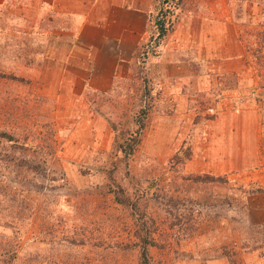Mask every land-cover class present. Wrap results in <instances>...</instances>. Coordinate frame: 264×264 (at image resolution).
I'll return each mask as SVG.
<instances>
[{
    "label": "rangeland",
    "instance_id": "1",
    "mask_svg": "<svg viewBox=\"0 0 264 264\" xmlns=\"http://www.w3.org/2000/svg\"><path fill=\"white\" fill-rule=\"evenodd\" d=\"M238 2L244 76L186 93L148 73L163 42L97 92L0 33V264H264V0Z\"/></svg>",
    "mask_w": 264,
    "mask_h": 264
},
{
    "label": "crops",
    "instance_id": "2",
    "mask_svg": "<svg viewBox=\"0 0 264 264\" xmlns=\"http://www.w3.org/2000/svg\"><path fill=\"white\" fill-rule=\"evenodd\" d=\"M159 3L0 0V33L14 38L30 35L35 44L39 43L35 57L46 67L48 81L87 82L92 90L108 92L115 82L130 77L142 48L150 46L155 32L153 14ZM237 3L201 0L181 9L173 30L163 41L160 56L158 52L149 66L157 90L186 93L193 90L195 79L206 90L212 75L235 72L231 75L244 76L245 71L234 66L245 60L243 32L255 15L246 13L248 7L246 12L239 11ZM245 19L251 20L242 24ZM8 59L5 56L4 60ZM66 67L72 68L67 71ZM221 257H213L209 264H222L226 257Z\"/></svg>",
    "mask_w": 264,
    "mask_h": 264
},
{
    "label": "trees",
    "instance_id": "3",
    "mask_svg": "<svg viewBox=\"0 0 264 264\" xmlns=\"http://www.w3.org/2000/svg\"><path fill=\"white\" fill-rule=\"evenodd\" d=\"M166 3H170V0H160L159 6L161 7L159 9V12H155L153 15V27H155V32L152 34L151 37V47L154 49L153 51L158 52V47L162 44L165 37L169 32H171L174 28V23L176 19V15H174V11L172 10V7H165ZM148 57V56H147ZM146 58V56H145ZM143 124L140 126L139 129L136 130L138 135L141 132V129L143 128ZM131 135V134H130ZM130 145V143H128ZM127 145V147H128ZM125 147V151L128 149ZM151 244H154L153 241L150 242ZM144 254H147L146 247H144ZM145 256V255H144ZM146 257V256H145Z\"/></svg>",
    "mask_w": 264,
    "mask_h": 264
}]
</instances>
